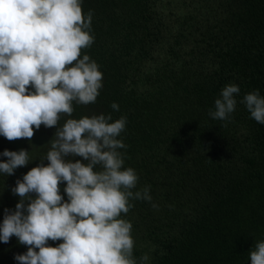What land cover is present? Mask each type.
<instances>
[{"label": "trees", "instance_id": "trees-1", "mask_svg": "<svg viewBox=\"0 0 264 264\" xmlns=\"http://www.w3.org/2000/svg\"><path fill=\"white\" fill-rule=\"evenodd\" d=\"M82 8L94 13V43L81 58L97 62L103 87L94 103L74 101L58 127L127 117L124 167L139 177L133 191L150 186L152 198L121 214L133 225L137 264H250L264 240V124L240 101L256 90L264 97V0H82ZM232 83L240 93L231 122L213 120L209 110ZM34 131L31 141L0 136V153L30 152L27 166L0 173V225L19 202L16 180L45 159L56 128ZM26 251L16 237L0 242V264H18Z\"/></svg>", "mask_w": 264, "mask_h": 264}, {"label": "clouds", "instance_id": "clouds-1", "mask_svg": "<svg viewBox=\"0 0 264 264\" xmlns=\"http://www.w3.org/2000/svg\"><path fill=\"white\" fill-rule=\"evenodd\" d=\"M93 15L84 13L82 0H0V136L31 141L41 125L56 128L45 159L11 189L20 198L15 209H4L0 242L16 237L27 247L14 257L18 264H137L133 225L121 214L133 207L130 201L152 198L150 186L133 191L139 177L124 167L120 150L126 145L118 137L127 117L69 118L58 127L61 114L72 116L74 101L94 103L103 87L97 62L87 54L81 58L82 49L94 43ZM239 93L235 83L226 85L209 116L231 122ZM240 103L264 124L258 90ZM111 108L119 111L117 103ZM0 155L7 158L0 162L7 176L30 161L25 149ZM49 241L63 242L53 247ZM249 258L250 264H264V240Z\"/></svg>", "mask_w": 264, "mask_h": 264}]
</instances>
